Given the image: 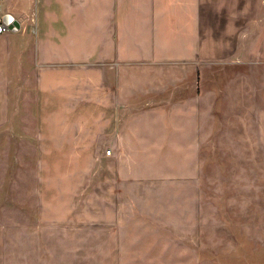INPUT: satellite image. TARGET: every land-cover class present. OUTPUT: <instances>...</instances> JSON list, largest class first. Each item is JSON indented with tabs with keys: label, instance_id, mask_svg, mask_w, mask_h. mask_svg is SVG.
Listing matches in <instances>:
<instances>
[{
	"label": "rangeland",
	"instance_id": "374dc122",
	"mask_svg": "<svg viewBox=\"0 0 264 264\" xmlns=\"http://www.w3.org/2000/svg\"><path fill=\"white\" fill-rule=\"evenodd\" d=\"M162 1L201 2L208 23L242 17L248 1L247 18L264 16V0ZM31 21L0 35V264H264V89L262 112L209 122L197 152L178 138L119 142L116 115L136 107L117 111L105 94L118 62L135 84L171 77L143 66L152 56L135 40L134 14H53L37 37ZM263 27L253 53L216 58L264 62ZM13 34L34 41L9 47Z\"/></svg>",
	"mask_w": 264,
	"mask_h": 264
},
{
	"label": "crops",
	"instance_id": "0c3cea01",
	"mask_svg": "<svg viewBox=\"0 0 264 264\" xmlns=\"http://www.w3.org/2000/svg\"><path fill=\"white\" fill-rule=\"evenodd\" d=\"M246 5L242 17L232 21L224 18L218 23H208L201 2L197 7L195 2L180 6L162 0H41V3L34 0L32 5L31 0H4L0 13H12L20 20L21 26H27L32 20L35 24L32 34L37 37L39 27L44 28L53 14L70 22L87 19L96 12L104 19H126L127 16L131 19L132 12L137 25L135 40L141 41L142 52L152 56L144 61L143 66L149 69L154 79L165 72L171 77L167 81L156 79V83L152 80L135 84L129 80L132 70L125 68L122 71L121 62H118L115 83L106 89L105 94L115 96L117 111L136 107L133 112L116 115L117 129L122 123L121 127L127 133L121 139L118 136L119 142L128 137L142 142L143 146L158 147L160 137L178 138L174 145L197 152L203 137L209 135L208 129L212 126L209 122L218 126V122L225 120L224 113L234 115L242 111L255 115L262 112L257 107L256 95L258 88L264 89V83L257 84L256 72L261 68L259 66L264 69V62L216 58L226 50H241L248 55L254 52L252 41L260 25L264 24V16L258 20L247 18L252 4L248 1ZM182 14L187 16L185 22L181 20ZM240 31L241 40L236 36ZM22 36H9L8 46L34 41L33 36ZM128 52L123 46L118 48L120 54ZM258 119L264 118L261 115Z\"/></svg>",
	"mask_w": 264,
	"mask_h": 264
},
{
	"label": "built area",
	"instance_id": "2783aa9c",
	"mask_svg": "<svg viewBox=\"0 0 264 264\" xmlns=\"http://www.w3.org/2000/svg\"><path fill=\"white\" fill-rule=\"evenodd\" d=\"M4 0H0V6ZM21 22L16 16L9 12L0 13V35L19 30Z\"/></svg>",
	"mask_w": 264,
	"mask_h": 264
}]
</instances>
